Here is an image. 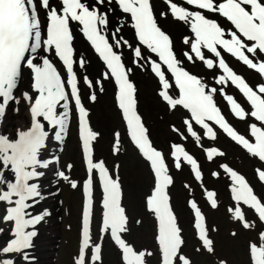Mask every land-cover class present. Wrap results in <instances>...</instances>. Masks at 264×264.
Masks as SVG:
<instances>
[{"label": "snow or ice", "instance_id": "obj_1", "mask_svg": "<svg viewBox=\"0 0 264 264\" xmlns=\"http://www.w3.org/2000/svg\"><path fill=\"white\" fill-rule=\"evenodd\" d=\"M166 10L155 0H0V126L10 103L27 105L28 122L14 134L0 131V264H18L32 259L28 250L41 224L51 213L33 214L42 198L36 182L45 171L59 164L58 156L45 158L52 141L63 145L69 135L73 115L78 124L83 180L71 175L73 164L57 170L56 176L83 195L80 243L73 264H105V241L119 253L120 264H196L189 255L184 229L176 211L172 190L174 171L189 169L205 193L209 206L218 210L215 190L205 186L200 161L184 143H171L166 154L155 146L149 127L141 115L139 88L133 75L150 74L158 85L156 95L166 109L181 115L182 127L172 131L182 141H192L209 162L227 154L218 147L203 145V138L218 139V130L262 166L254 169L264 187V82L255 86L230 66V56L264 80V0H163ZM43 13V16L41 15ZM185 29L177 50L171 26ZM131 29L133 39L126 38ZM79 33L103 65L98 77L86 74L90 60L78 54L74 42ZM130 57V60H129ZM204 74L193 69L201 67ZM27 72L29 90L17 93ZM84 73V74H82ZM209 76L211 79H209ZM105 82L114 88V100L124 122L126 135L147 165L152 185L144 196V208L153 222L154 248H137L128 239L133 224L142 219L129 213L119 165L109 169L96 158L95 144L101 133L90 121V109L82 97L97 101V91ZM231 86L245 99L248 109L227 91ZM220 96L235 119L248 122L241 134L227 119L217 102ZM19 111V108L14 109ZM114 155L121 153V133L113 134ZM229 183L230 219L245 232H255L247 240L248 264H264V194H258L246 176L227 163L219 164ZM211 175L221 178V172ZM97 187L101 191L95 198ZM192 191V185L185 184ZM193 212V227L199 246L197 255L206 253L216 264H229L220 258L207 216L194 198L187 201ZM99 208L98 238L96 210ZM259 222V224L257 223ZM233 238L241 233L232 231Z\"/></svg>", "mask_w": 264, "mask_h": 264}, {"label": "rangeland", "instance_id": "obj_2", "mask_svg": "<svg viewBox=\"0 0 264 264\" xmlns=\"http://www.w3.org/2000/svg\"><path fill=\"white\" fill-rule=\"evenodd\" d=\"M155 87H152L149 95H147V91L145 93L140 91L139 108L145 118L146 125L151 131L152 139L154 140L155 145L158 148L163 149L165 153H168L169 148L167 146L169 143H173L174 139L176 140V138L169 129L168 121L171 119L168 118L165 107L162 105V108L155 112H153L151 109L152 101L154 100L153 96H155ZM110 89L111 90L107 96L103 98L100 95L98 102L94 104H89L88 102L87 105L91 110L90 116L94 130L101 133L98 142L95 144L96 157L103 159L109 169L114 170L115 166L119 165V174L124 185L126 204L128 206L129 213L132 216L133 221L137 218L143 220V226L141 227H137L135 224H133V231L131 235L128 236V239L133 242L137 248H154L153 222L146 212L143 203L144 196L150 189L151 174L144 161L140 159L135 150L129 145L123 128H121V153L119 155H114L112 152L114 139L113 134L115 131H117L118 127H122V125L119 114L113 106L111 85ZM11 105L16 106L17 104L11 103ZM152 106L154 110H156V107H158L155 105ZM23 108L24 107L21 106L19 109V115H13L12 110L9 111L6 115V118L12 119L21 117V114L23 113L21 111H23ZM176 114L178 117L180 116L179 113ZM171 123L174 122L172 121ZM223 142L227 143L224 140ZM214 143L224 147V144L221 142ZM225 150L227 155H230L241 162L249 161L250 163L243 167L239 165L238 161L236 163L233 161V159H231V161L237 165L235 167L243 171L247 177L253 178L252 168L256 162L253 159H248L246 157L244 158L245 161L242 160L241 157H238L236 153L228 146H225ZM195 151L198 153L199 157L202 158L200 149H196ZM225 159L229 160L228 158ZM201 161H203V159ZM217 161L218 159L215 162H205L204 172L208 173L209 170L215 166ZM68 164L74 165L71 172L72 177L74 179H80L83 176V171L80 162L77 141L73 133H71L69 136L65 145V149L61 153L60 163L57 165L56 171L66 170V166ZM186 169L187 168L185 167L176 178L174 177L175 186L172 190L176 211L179 215L180 223L184 229V235L187 240V248L185 251L189 255L193 256L196 264H216V258L211 257L206 253L197 255L194 252V249L199 246V241L193 235L191 216L188 209H186L185 201L186 198L191 194L197 196L195 198L199 202L202 200L198 198L200 195L199 186L195 185L190 180ZM56 179L58 182L53 190V204L51 203L49 210L50 213L52 211V216L50 218L52 221L50 220V224H53L50 228L52 230L50 236L52 239L50 260L51 264H73L77 245L80 194L79 190L71 189L66 181L60 180L57 176ZM222 179L223 177L218 180H214L209 176L205 177V184L207 186L213 185V187L217 189L218 200L220 202V208L218 210L206 208L209 225L218 229V231H213L211 236L216 242V249L220 258H227L229 264H248L246 247L247 240L249 238L255 239L256 233L245 232L239 227L237 223L230 219V215L226 211V207H228L227 197L223 199V194L226 193V190L223 188L224 181ZM183 181H186L188 184L192 185L191 192L185 189L182 183ZM219 183H221V185H219ZM216 184H218V186ZM194 187H196V191L193 190ZM52 205L55 206V208ZM32 212L36 213L35 210H32ZM0 227H3L5 232H7L10 225L0 224ZM41 228V226L38 227V235L34 239V248L36 252L41 250V244H39V242L43 238L42 235L45 234L42 232ZM232 231L240 232V237L233 238L230 235ZM98 236L95 235L94 238H98ZM0 242H2V240H0ZM31 250L33 249H30L28 253ZM104 259L105 264H120L119 253L110 240L105 241ZM17 260L18 264H28V261L26 262L19 257H17Z\"/></svg>", "mask_w": 264, "mask_h": 264}, {"label": "bare ground", "instance_id": "obj_3", "mask_svg": "<svg viewBox=\"0 0 264 264\" xmlns=\"http://www.w3.org/2000/svg\"><path fill=\"white\" fill-rule=\"evenodd\" d=\"M53 2L55 3V0H53ZM158 9L163 10V8L161 6H158ZM184 29V27L180 24H175L173 26H171V32L172 35L175 38L176 44H178L179 38L177 37V32L182 31ZM125 35L126 38H128L129 40H131V37L129 35L130 31L129 29H125ZM75 47L77 49V51H82L83 54L86 56V58L88 60H90V63L87 66V71L86 73H92L94 71V69L97 68V66L99 65V61L97 60V58L95 57H90L88 54H86L83 50V48L80 45V39H79V35H76V41L74 42ZM202 72H204L202 70ZM202 74V73H201ZM135 77V81L137 80V85L139 87V92H143L145 93L147 91V95H149V92H151V89L153 86H155L154 80L151 79L149 76H147L146 73H140L137 72L134 74ZM107 85V84H106ZM21 86H23L24 90H29V85H28V80L25 79L23 80ZM110 91V88L107 86H105V91L101 92L102 97L104 98L105 96L108 95ZM146 98V97H145ZM153 98L155 99V97L153 96ZM155 106H158L157 100L153 101V104ZM25 106L27 107V105L25 104ZM159 107H156V110H158ZM170 118L172 120L178 121V117L176 116L175 113H170ZM150 121V120H149ZM28 122V114H27V110L23 111V113L21 114V117L17 120L15 119H6L4 120V123L2 126H0V131H4L5 133L8 134H14L15 130L17 129V127L26 125ZM118 124V121H117ZM120 128V127H118ZM57 150V148L50 143V149L49 152L47 154V156L45 158H53L57 155V153L55 152ZM54 166H51L49 169L44 170L45 171V175L43 177H41V186H40V190H41V194H42V198L40 200V202L37 204V209L35 208V211H44L47 210L49 212L50 207H51V192L55 186V179H54V175L53 172L55 171ZM34 210V209H33ZM39 211V212H40ZM40 212V213H42ZM42 224L44 226V228H42V232H44L45 234L42 235V240H41V250L38 251L37 254V264H51V260H50V256H51V233L52 230L50 229L52 227L53 224H50V217H46L44 221H42Z\"/></svg>", "mask_w": 264, "mask_h": 264}]
</instances>
